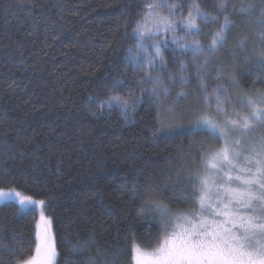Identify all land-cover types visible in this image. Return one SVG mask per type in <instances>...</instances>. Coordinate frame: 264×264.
<instances>
[{"label":"trees","instance_id":"1","mask_svg":"<svg viewBox=\"0 0 264 264\" xmlns=\"http://www.w3.org/2000/svg\"><path fill=\"white\" fill-rule=\"evenodd\" d=\"M178 2L187 15L191 0ZM216 2L199 0L214 15ZM233 3L235 23L211 57L208 91L221 83L231 88L232 74L240 89L264 91V69L256 66L254 55L260 49L253 47L259 44L260 12H239L241 0H230L229 10ZM243 3L260 6V0ZM142 4L0 0V189L45 201L58 253L55 264H87L90 258L94 264H132L133 244L152 249L159 242L160 216L149 202H162L171 211L192 210L191 202L181 198L194 184L191 174L201 172L197 165L205 150L222 144L187 131L196 117L186 106L203 110L190 51L181 56L163 50L169 71L184 60L190 74L184 90L192 95L174 114L166 105L181 89L172 88L157 104L149 99L150 82L142 86L143 99L127 119L119 106L97 111L114 94L116 79H135L127 49L135 46L131 30ZM200 23L204 31L195 38L207 43L206 33L219 24ZM243 36L248 44L239 49ZM133 90L141 95L135 85ZM117 91L126 96L123 86ZM18 209L11 202L0 206V243L14 250L0 251V264L27 259L35 246L36 215ZM81 244L80 251L72 250Z\"/></svg>","mask_w":264,"mask_h":264},{"label":"snow or ice","instance_id":"2","mask_svg":"<svg viewBox=\"0 0 264 264\" xmlns=\"http://www.w3.org/2000/svg\"><path fill=\"white\" fill-rule=\"evenodd\" d=\"M229 3L230 0H217L214 15L199 0H191L187 15L181 13L177 19V9L183 7L178 0H143L142 14L131 30L135 51L132 47L127 49L135 79L131 82L116 79L111 87L114 94L97 109L119 106L121 115L127 119L143 99L142 86L150 82L149 99L157 104L161 103V96L166 98L171 94L172 88L181 89L171 104L166 105L167 111L174 114L176 107L192 93L184 90L190 83L184 60L179 61L174 72L168 70L163 50L171 46L173 54L183 56L190 51L191 63L196 68L195 95L203 110L193 112L186 106V112L196 117L189 121L188 133L199 132L208 139L223 141L218 148L203 152V159L197 165L203 174H191L194 184L181 198L191 202L192 210L173 213L162 202H149V206L160 212L159 242L150 251L133 244L132 264H264V134L249 139L257 127L264 128V91L252 93L240 89L235 74L230 76L231 88L221 83L209 92L205 82L211 57L227 42L228 31L235 23L231 16L237 11L236 5L233 3L229 10ZM165 8L167 13L162 11ZM257 10L259 44L253 47L260 49L254 54L256 66L264 69V0H260L259 8L255 3L245 6L241 0L239 12ZM201 21L206 25L219 24L206 33L210 37L207 43L195 38L204 31ZM180 30L183 35L177 34ZM161 36L162 39L157 38ZM247 44L248 37L243 36L238 38L236 47L244 49ZM221 71L217 69L216 80L222 78ZM164 72H168L166 77ZM133 85L141 95H136ZM121 86L126 89V96L117 91ZM199 147L205 149L204 143ZM5 201L18 202L21 212L30 205L42 208L45 204L18 191L0 189V203ZM36 228L32 254L13 264H55L56 241L51 220L43 211ZM83 247L84 244L73 246L72 250L80 251ZM0 251L14 250L0 243ZM87 264H94V260L90 258Z\"/></svg>","mask_w":264,"mask_h":264},{"label":"rangeland","instance_id":"3","mask_svg":"<svg viewBox=\"0 0 264 264\" xmlns=\"http://www.w3.org/2000/svg\"><path fill=\"white\" fill-rule=\"evenodd\" d=\"M162 11H164L165 13H167V9H166V8H165V9H162ZM181 13H182V12H181L179 9H177V13H176V15H177V19L180 18ZM177 34H178V35H183V31L180 30ZM157 38H158V39H162L163 37L161 36V37H157ZM162 47H163V46H162ZM167 49H171V46H169V48H167ZM149 50L151 51V49H149ZM164 50H165V49H164ZM133 51H135V46H134ZM105 108H108V107H105ZM213 114H215V113L213 112ZM262 134H264V128L257 127L252 133L249 134V139L259 137V136L262 135ZM234 135H235V136H238L239 134L237 133V134H234ZM221 143H223L222 140H221ZM215 149H216V148H215ZM240 163L243 164V161L241 160ZM200 173L203 174V169L201 170ZM4 191H9V190H4ZM14 191H17V190H14ZM18 192H19V191H18ZM20 193H21V192H20ZM21 194L27 196L26 194H23V193H21ZM34 200H35V199H34ZM36 201H40V200H36ZM9 202H11V203H15V204H17V205L19 206L18 202H15V201H5V202H3V203H0V206L3 205L4 203H9ZM41 211H43V214L51 220V217L49 216V214H48V212H47L46 203L43 205L42 208H41V206H39V205H35V204H34V205H30V206H28V208H27L26 210H24V211H22V212H24V213H35V215H36V225H37V223L40 221ZM188 211H190V210H188ZM188 211H172V212H173V213H177V212H188ZM157 212H158V214H159V216H160V212H159V210H157ZM36 231H37V228H36ZM51 232H52L53 235H54L53 227H52V220H51ZM155 246H156V245H155ZM155 246H154V247H155ZM154 247H153V248H154ZM142 249H144V248H142ZM144 250H149V251H150L151 249H144ZM57 257H58V255H57ZM57 257H56V260H57ZM55 263H56V261H55Z\"/></svg>","mask_w":264,"mask_h":264}]
</instances>
